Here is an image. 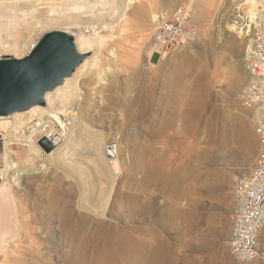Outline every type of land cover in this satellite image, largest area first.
<instances>
[{
    "label": "rangeland",
    "instance_id": "1",
    "mask_svg": "<svg viewBox=\"0 0 264 264\" xmlns=\"http://www.w3.org/2000/svg\"><path fill=\"white\" fill-rule=\"evenodd\" d=\"M251 3L132 0L124 14L114 5L102 9L105 28L93 17L79 20L78 25L92 28V36L104 38L85 48L88 56L98 51L97 65L81 81L84 102L78 118L88 127L78 123L72 141L60 151L47 152L40 145L44 158L28 156L22 143L10 144L14 162L31 172L22 187L2 186L16 218L2 231L0 264H103L105 236L90 242L82 256L77 234L120 229L135 235V228H145L141 237L154 243L164 240L171 264H205L208 256L214 264H264V232L263 254L255 261L238 262L229 245L237 205L232 179L251 169L260 144L256 112L237 98L248 79L246 51L253 34L244 29L243 15ZM181 6L192 8L198 36L175 52H159L155 15L169 19ZM5 9L0 4V34L9 40L22 37V17ZM48 26L61 30L64 24ZM0 51L21 57V51ZM66 119L72 120H61ZM196 123L197 135L192 133ZM97 133L119 151L123 167L108 219L97 203L108 192V176L83 155ZM187 166V180L176 193L178 171ZM135 193L141 201L137 215L129 207ZM191 209L198 224L186 230L183 213ZM118 263L141 261L122 255Z\"/></svg>",
    "mask_w": 264,
    "mask_h": 264
},
{
    "label": "bare ground",
    "instance_id": "2",
    "mask_svg": "<svg viewBox=\"0 0 264 264\" xmlns=\"http://www.w3.org/2000/svg\"><path fill=\"white\" fill-rule=\"evenodd\" d=\"M129 1L132 0H0V4H5L6 9L9 10L13 8L15 9L14 12L19 14H17V16L22 17V25L25 30L22 37L11 40L6 38L5 33L4 35L0 34V49L6 51H21L18 55L21 57L25 56L32 50L35 43L45 32L55 30L54 26L50 27L48 26L49 24H64L63 29L61 30H65L74 35L78 50L85 52V48L87 46L91 44L96 45L97 42H100V40L104 38H98V33L96 34L97 37L95 35V37L92 36V28L89 26L78 25L80 23L79 20H81V18H84L85 21L86 19L91 20L90 17H93V19L101 21L99 27L105 28L107 25L102 24L105 23L106 17L104 12H102V9L109 5H114L121 14H124L125 10H127ZM155 17L157 18V21H160L161 17L164 16L155 15ZM97 52L98 51L96 50L92 56H88L78 67L74 75L67 78L61 86L46 93L45 105H37L27 111L17 112L5 118V121L1 122L0 133L2 135V139L4 138L3 157L5 156V168H0V178L2 179V182L0 183V193L3 197V203L0 207V223L4 224V230L8 225H14L16 212L14 211V204L11 196L7 193L8 190L4 191L2 186H8L9 190L12 189L11 185L22 187L25 183V179L29 177L31 172V169L26 170L17 166L14 162V155L11 151H9L10 144H24L28 147V156L33 155L38 159L42 158L46 154L40 144H38V140L41 138H51L52 141L50 139L49 140L54 143L57 148L56 150H59L76 134L77 131L75 126L78 127V123H80V126L88 127L84 125V121L79 120L78 118V114L81 111L84 102L81 81L84 76L97 65ZM0 54L4 55L5 53L0 51ZM13 56L17 57L15 55ZM185 61H187V59ZM239 77L241 81L245 78H243L242 72ZM66 116H70L72 120H61ZM256 118H259V114L257 112ZM38 121H40V123H38ZM72 123L74 126H71ZM200 131V124L196 123L192 128V133L197 135ZM20 132L21 134H19ZM91 139H93V144L83 155L90 160L89 162L95 164L96 167H99V169L103 170L106 173V176H108V184H106L109 188L108 192L106 191L103 195L100 193L102 197L100 198L99 196L100 199L97 201V203H99L98 212L102 213H100L102 217L108 219L107 216L112 210L110 209L111 199L118 194V192L114 189L118 178L117 176L121 173L119 170L123 168H120L122 162H120L119 151H114L113 147L107 145L101 134L97 133L93 137L91 136ZM56 150L54 154L57 152ZM110 152L116 153V156L112 155ZM199 152L196 148H194L193 153L200 154ZM25 166H27L26 163ZM192 169L193 168H190V170ZM96 170L98 169L96 168ZM188 172V166L180 172L178 171L177 176L179 182L175 183L172 188L176 191V193L181 192V185L186 182ZM140 203V197L135 193L134 197H132L129 202V207L136 215L139 213L138 210L140 208ZM89 205L91 206L92 204L89 203ZM94 210L97 211V209ZM168 219L170 220L171 218ZM183 221L186 224V230L187 228L192 230L196 224H198L196 221V214L192 209L183 213ZM167 225L170 226L171 223L169 222L168 224L166 222V226ZM3 229L2 231H4ZM145 230V228H135L133 229V232L137 233L135 235L121 231L120 229L111 231L106 229V232L99 233L96 230L87 231L85 234L79 233L77 234V239L81 242V255H84L87 246L90 242L94 241L95 238L105 236L104 238L108 243L107 246H104L105 262L103 264H109L112 259V264H115V262L118 261L119 256L122 255H128L132 258L138 259L141 261V264H171L169 252L165 249L166 247L164 248V240L154 243L151 238L147 239L141 237L140 234L144 233ZM153 235H157V232L154 231ZM261 254H263V252ZM182 264L189 263L183 260ZM205 264H214L212 256H208L206 258Z\"/></svg>",
    "mask_w": 264,
    "mask_h": 264
},
{
    "label": "built area",
    "instance_id": "3",
    "mask_svg": "<svg viewBox=\"0 0 264 264\" xmlns=\"http://www.w3.org/2000/svg\"><path fill=\"white\" fill-rule=\"evenodd\" d=\"M192 17V8L181 6L171 18L155 24L159 52L169 54L196 40L198 28ZM243 17H246L244 29L253 37L246 51L248 79L238 91L237 98L245 108L259 114L260 144L251 169L234 174L232 179L237 205L229 245L240 263L256 260L263 252L260 241L264 232V0H253L248 4Z\"/></svg>",
    "mask_w": 264,
    "mask_h": 264
},
{
    "label": "water",
    "instance_id": "4",
    "mask_svg": "<svg viewBox=\"0 0 264 264\" xmlns=\"http://www.w3.org/2000/svg\"><path fill=\"white\" fill-rule=\"evenodd\" d=\"M87 57V52L78 50L74 35L60 29L45 32L25 56L0 54V124L17 112L45 105L46 93L72 77ZM39 144L47 152L55 148L47 137L41 138ZM3 151L0 133V168L3 167ZM2 203L0 193V207ZM3 228L4 224L0 223V240Z\"/></svg>",
    "mask_w": 264,
    "mask_h": 264
}]
</instances>
